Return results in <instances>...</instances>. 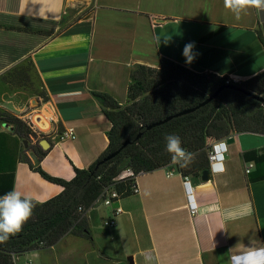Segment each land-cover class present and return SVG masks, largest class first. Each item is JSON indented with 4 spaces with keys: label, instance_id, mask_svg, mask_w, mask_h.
I'll list each match as a JSON object with an SVG mask.
<instances>
[{
    "label": "crops",
    "instance_id": "1",
    "mask_svg": "<svg viewBox=\"0 0 264 264\" xmlns=\"http://www.w3.org/2000/svg\"><path fill=\"white\" fill-rule=\"evenodd\" d=\"M75 8L78 17L66 22ZM190 42L196 58L188 65L182 53ZM162 60L199 74L254 78L264 72V13L250 9L237 20L224 0H0V195L15 189L43 203L60 194L63 187L27 160L45 153L42 170L65 181L74 167H89L111 128L94 94L123 106L130 73L159 69ZM31 112L50 118L41 133L5 128L6 117ZM67 127L75 130L73 141H51ZM232 136L222 171L209 181L180 171L167 176L170 167L144 173L139 195L120 201L123 214L113 228L100 222L106 210L91 208L90 239L67 234L16 264H240L234 257L264 247V135Z\"/></svg>",
    "mask_w": 264,
    "mask_h": 264
},
{
    "label": "trees",
    "instance_id": "2",
    "mask_svg": "<svg viewBox=\"0 0 264 264\" xmlns=\"http://www.w3.org/2000/svg\"><path fill=\"white\" fill-rule=\"evenodd\" d=\"M148 73L154 77H147ZM223 85L224 78L195 73L162 60L159 69L138 66L130 73L127 93L130 102L126 106L106 94L95 93L102 113L111 123L106 149L89 167H74L75 175L70 181L52 177L42 170L40 160L45 153L37 155L35 163L27 160L33 172L62 186L63 190L43 203L34 201L36 206L32 217L22 232L0 244V264H14L13 256L50 247L67 234L85 235L90 239L86 212L93 207L103 185L128 166L138 174L171 165V156L166 151V135L179 136L182 147L194 154L187 167L177 166L181 174L195 173L197 176L208 169L210 141L222 140L234 133L264 135V104L231 89L222 90L217 98L193 113L146 130L152 123L196 107ZM238 87L264 98V72ZM259 87L262 92L257 91ZM5 120L15 126V133L20 136L31 134L16 117L8 116ZM22 128L28 132L24 133ZM40 138L46 139V136ZM125 143L128 145L117 156L102 162ZM79 207L82 212H78Z\"/></svg>",
    "mask_w": 264,
    "mask_h": 264
},
{
    "label": "built area",
    "instance_id": "3",
    "mask_svg": "<svg viewBox=\"0 0 264 264\" xmlns=\"http://www.w3.org/2000/svg\"><path fill=\"white\" fill-rule=\"evenodd\" d=\"M224 78V85H235L239 86L246 82L243 78L237 75H229L220 77ZM18 118L22 121L30 130L41 133V130L44 126H48L50 118L40 113L31 112L30 114L21 115ZM40 122L39 124H37ZM42 135V134H40ZM233 138V136H228L222 140L214 141L209 147L207 154L208 159V169L211 173L219 172L223 169L224 155L227 152V141ZM53 142H62V141H73L75 139V130L73 127H67L61 134L56 135L50 138ZM178 165H170L169 172L167 176H172L178 170ZM253 165H247L245 173H249ZM144 174L143 172L135 173L131 167H125L120 174L111 180V182L106 183L102 186L98 198L95 200L92 208L102 207L107 211V217L103 220L102 224L106 228H113L116 224L117 217L123 214V209L120 206V201L127 196H136L139 195L140 190L137 185V178ZM183 185L186 190L187 201H188V210L192 218H195L197 214V207L194 202V197L191 193L190 182L188 178L183 177ZM81 207L78 208V212H82ZM43 244L40 243V246ZM19 256H13V262L16 264L18 262ZM31 260H27L24 264H31Z\"/></svg>",
    "mask_w": 264,
    "mask_h": 264
},
{
    "label": "clouds",
    "instance_id": "4",
    "mask_svg": "<svg viewBox=\"0 0 264 264\" xmlns=\"http://www.w3.org/2000/svg\"><path fill=\"white\" fill-rule=\"evenodd\" d=\"M224 7L234 14L237 20L250 9L264 13V0H224ZM167 42V40H166ZM194 43L184 46L183 56L190 65L196 58ZM166 151L170 154L172 165L187 167L194 154L182 147L181 138L170 134L165 136ZM33 199L15 189L0 195V244L22 232L24 225L30 220L35 208ZM240 264H264V247L249 248L234 257Z\"/></svg>",
    "mask_w": 264,
    "mask_h": 264
},
{
    "label": "water",
    "instance_id": "5",
    "mask_svg": "<svg viewBox=\"0 0 264 264\" xmlns=\"http://www.w3.org/2000/svg\"><path fill=\"white\" fill-rule=\"evenodd\" d=\"M224 89H231V90H236V91H239V92H242L243 94H245L246 96L254 99V100H257L258 102L260 103H263L264 104V98L260 95H257V94H254V93H251V92H248V91H245L244 89L238 87V86H235V85H223L221 87H219L211 96H209L206 100H204L203 102H201L199 105H197L196 107L194 108H191V109H187V110H183L177 114H174L172 116H169L159 122H155V123H152L150 125H148L146 127V130H150L156 126H159V125H162L164 123H167L169 122L170 120L174 119V118H177V117H180V116H183V115H187V114H190V113H193L194 111L204 107L205 105H207L208 103H210L212 100H214L215 98H217V96L221 93L222 90ZM5 128L7 130H9L10 132H12L14 130V126L13 124H9V123H5L4 124ZM233 142V138H230L228 141H227V144H231ZM126 145H128V143H125L121 148H119L117 151H115L114 153H111L109 154L108 156H106L104 158V160L102 162H106L112 158H114L115 156H117L122 149H124L126 147ZM39 146L43 149V150H47L49 147H50V143L47 139H42L40 142H39ZM200 178L203 182H207L211 179V172L209 169H205L203 170L201 173H200ZM129 263L132 264L131 260H129Z\"/></svg>",
    "mask_w": 264,
    "mask_h": 264
},
{
    "label": "rangeland",
    "instance_id": "6",
    "mask_svg": "<svg viewBox=\"0 0 264 264\" xmlns=\"http://www.w3.org/2000/svg\"><path fill=\"white\" fill-rule=\"evenodd\" d=\"M77 8H75V9H73V11H71V12H69L68 13V19L66 20V22H70V21H73V20H75L77 17H78V15H77ZM134 71V70H133ZM132 71V72H133ZM154 77V75L153 74H151V73H148L147 74V77ZM257 91L258 92H262V88L261 87H259L258 89H257ZM130 102V101H129ZM129 102H128V99H127V101H126V103H125V105H123V106H126V105H128L129 104ZM18 119V118H17ZM25 128H27V127H25ZM25 128H22V130H23V132L24 133H27L28 131H27V129H25ZM215 140H212V141H210V143H212V142H214ZM208 151H209V148H208ZM208 151H207V154H208ZM98 208V210L99 209H102V207H97ZM91 213H93V211H91ZM101 223L103 222L102 220L100 221Z\"/></svg>",
    "mask_w": 264,
    "mask_h": 264
}]
</instances>
